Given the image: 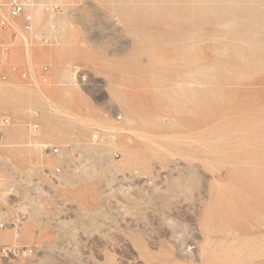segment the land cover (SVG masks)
I'll return each instance as SVG.
<instances>
[{"label":"rangeland","instance_id":"obj_1","mask_svg":"<svg viewBox=\"0 0 264 264\" xmlns=\"http://www.w3.org/2000/svg\"><path fill=\"white\" fill-rule=\"evenodd\" d=\"M35 13L0 56V245L29 247L0 264H264V0Z\"/></svg>","mask_w":264,"mask_h":264},{"label":"built area","instance_id":"obj_2","mask_svg":"<svg viewBox=\"0 0 264 264\" xmlns=\"http://www.w3.org/2000/svg\"><path fill=\"white\" fill-rule=\"evenodd\" d=\"M0 2V7H1ZM6 11L0 8V35L9 36L8 41H0V56H8L11 51V44L16 40H21L25 42L27 39V34L34 33L36 30V13L35 9L37 7V0H7L5 3ZM61 9L60 4H54L48 8L49 11L58 12ZM41 41L44 44H52L60 41V37L43 34L41 36ZM13 71L17 70L16 66H12ZM22 76L24 78H30L28 71H23ZM72 77L75 82H85L87 80V75L81 73L78 69H73ZM6 79V75L2 76ZM38 83L47 84L50 81V66L48 64L43 65L39 69V77L37 75L31 74V85H35V81ZM37 114V113H36ZM117 119H122V115L119 114ZM12 119L9 116H5L2 119L3 125L11 124ZM39 130V123H33L31 125V131L33 133ZM99 132L96 131L94 138L98 139ZM53 152L57 153L58 149L55 147ZM119 154L116 153V156ZM18 222L20 218L18 217ZM21 231L19 228L15 230V240L10 245H0V257L10 258L19 257L21 255H26L29 251V247L22 245Z\"/></svg>","mask_w":264,"mask_h":264},{"label":"bare ground","instance_id":"obj_3","mask_svg":"<svg viewBox=\"0 0 264 264\" xmlns=\"http://www.w3.org/2000/svg\"><path fill=\"white\" fill-rule=\"evenodd\" d=\"M72 81L75 82V81L73 80V77H72ZM94 139H95V138H94Z\"/></svg>","mask_w":264,"mask_h":264}]
</instances>
